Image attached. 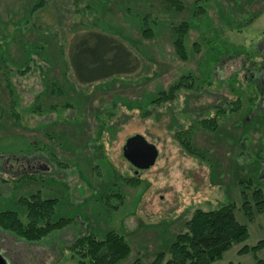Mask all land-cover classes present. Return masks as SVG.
Segmentation results:
<instances>
[{
    "label": "rangeland",
    "instance_id": "rangeland-1",
    "mask_svg": "<svg viewBox=\"0 0 264 264\" xmlns=\"http://www.w3.org/2000/svg\"><path fill=\"white\" fill-rule=\"evenodd\" d=\"M32 1L0 0V210L15 209L25 221L17 200L38 192L56 199L54 219L68 217L71 224L38 243L0 231V253L9 264H78L70 242L85 233L103 238L110 229L123 234L131 248L117 264H150L183 231L193 210L229 202L236 204L249 237L213 264H264V248L255 255L237 252L264 240V213L246 219L238 185L239 179L250 180L264 193V116L248 111L245 101L255 90L244 76L264 68V0H181L182 11L168 9L165 0H47L29 12ZM183 20L191 27L187 60L172 45L171 26ZM142 27H150L153 37L143 38ZM87 32L121 41L136 69L92 83L76 80L68 66L70 48ZM27 61L28 70L16 72ZM182 75H188L190 89L172 102L153 101ZM236 96L242 100L239 112L220 119L213 131L195 130L199 117L211 116ZM188 125L196 131V156L174 138ZM134 135L158 153L138 172L124 156V141ZM30 154L52 167L20 180L33 170L23 163ZM134 176L138 185L122 180ZM112 190L122 193V203L106 201L104 192Z\"/></svg>",
    "mask_w": 264,
    "mask_h": 264
},
{
    "label": "trees",
    "instance_id": "trees-1",
    "mask_svg": "<svg viewBox=\"0 0 264 264\" xmlns=\"http://www.w3.org/2000/svg\"><path fill=\"white\" fill-rule=\"evenodd\" d=\"M46 2L47 0L32 1L29 12L38 10ZM165 2L168 9L175 11L184 9L181 0H165ZM196 7L201 11L204 10L203 7ZM194 13L198 14L200 11L194 10ZM190 28L188 20L180 21L171 26L173 49L180 60L188 59L185 38ZM140 30L143 38L150 39L154 35L150 27H142ZM28 61L23 69H18L16 72H26L29 68ZM49 66L48 64L46 67L49 69ZM68 66L72 69L76 80L92 83L116 75L131 73L136 69L137 61L131 50L113 36L100 32H87L74 40L70 48ZM2 77L5 81L4 86L11 95V82L4 73H2ZM186 78L188 75H182L167 89L159 91L153 101L157 104L174 101L182 90L192 87V83L186 81ZM53 92L54 88L51 87L50 93ZM255 96L248 98L249 112L256 109L257 103L253 100ZM236 97L229 103L216 108L211 116L199 117L195 130L213 131L218 127L220 119L225 120L239 112L242 107V100L239 96ZM63 106L69 107L68 104ZM55 108L57 105L49 106V109ZM1 114H3V110L0 105V116ZM11 115L15 119L18 118L14 109L11 110ZM195 130H192V125H188L181 127L174 133L176 143L191 156L197 155L193 145ZM30 155L37 156V154ZM50 159L48 158L49 161H51ZM53 160L58 162L56 154H53ZM60 164L61 162H59V166ZM33 178H35L34 173H23L18 177L20 180H32ZM122 180L130 185L140 183L138 176L122 177ZM238 185L241 199L240 210L248 221H252L256 213H264V193L258 185L253 186L250 180L245 183L243 179H239ZM103 195L107 198L106 201L112 198L118 203H122L124 199L122 193L113 190L104 192ZM17 203L25 211V221L20 218L15 209L0 210V231L19 240L27 243H38L52 233L67 228L71 224V218L68 217L54 219L56 204L54 198L43 199L36 192L27 197H20ZM118 206L119 204H116L114 208ZM236 209V204L233 202L208 210L196 208L184 221L183 231L174 236L167 251H158L154 261L150 264H213L221 260L225 252L236 245L243 244L249 237L247 226L236 217ZM68 247L71 251V257L76 259L78 264H117L125 260L131 252L125 236L114 229L106 231L103 238H99L95 233L81 234L73 239ZM261 248H264V240L258 241L252 247L243 245L237 252L240 254L252 252L255 255V252ZM257 263L261 264V261L257 260Z\"/></svg>",
    "mask_w": 264,
    "mask_h": 264
},
{
    "label": "flooded vegetation",
    "instance_id": "flooded-vegetation-1",
    "mask_svg": "<svg viewBox=\"0 0 264 264\" xmlns=\"http://www.w3.org/2000/svg\"><path fill=\"white\" fill-rule=\"evenodd\" d=\"M244 76H245V81L247 83L249 82L252 85V88H254V90H255L254 93L256 94L255 98H256L257 105L255 107L256 109L253 112L256 113L257 115L264 116V68L257 67V68H254L252 70H248L245 73ZM245 104L248 106V102L245 101ZM253 112H251V113H253ZM144 140L146 141L145 138H144ZM125 143L126 142L124 141V144ZM141 146L142 145L139 144L135 148H138V149H141L142 150V147ZM40 159H41V157H37L36 156V158L33 157V159H32L31 162H29V161L26 162V165L32 166V168H33V170H31L29 173H31V174L34 173L35 174L37 172H39V173L40 172H45V171L49 170L52 167V166L46 165L45 163L40 162ZM41 160H44V159H41ZM17 162H18L19 165L22 164V161L21 160H17ZM36 162H39V165L38 166H37V164H35ZM132 168H133V171L134 172H136V171L138 172L139 171V169H137L133 165H132ZM263 177H264V174H263ZM2 256L4 257V255H2ZM7 264H9L8 260H7Z\"/></svg>",
    "mask_w": 264,
    "mask_h": 264
},
{
    "label": "water",
    "instance_id": "water-1",
    "mask_svg": "<svg viewBox=\"0 0 264 264\" xmlns=\"http://www.w3.org/2000/svg\"><path fill=\"white\" fill-rule=\"evenodd\" d=\"M139 144L142 145V150L135 148ZM157 155L155 146L147 143L141 135L131 136L125 143L124 156L139 170L152 165ZM0 264H7V260L1 254Z\"/></svg>",
    "mask_w": 264,
    "mask_h": 264
},
{
    "label": "crops",
    "instance_id": "crops-1",
    "mask_svg": "<svg viewBox=\"0 0 264 264\" xmlns=\"http://www.w3.org/2000/svg\"><path fill=\"white\" fill-rule=\"evenodd\" d=\"M33 157L36 158L35 155H34V156H32V155H28V156H25V157H24V160L26 159L25 161H29V162H31L32 159H33ZM23 163H26V162H23ZM35 164H37V166H38V165H39V162H36Z\"/></svg>",
    "mask_w": 264,
    "mask_h": 264
}]
</instances>
